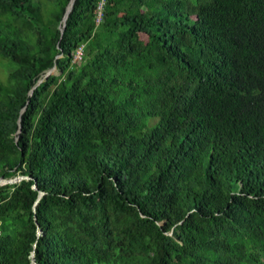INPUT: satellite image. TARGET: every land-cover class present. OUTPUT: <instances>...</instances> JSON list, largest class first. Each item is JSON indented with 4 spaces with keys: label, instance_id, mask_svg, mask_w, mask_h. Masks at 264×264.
I'll return each instance as SVG.
<instances>
[{
    "label": "trees",
    "instance_id": "trees-1",
    "mask_svg": "<svg viewBox=\"0 0 264 264\" xmlns=\"http://www.w3.org/2000/svg\"><path fill=\"white\" fill-rule=\"evenodd\" d=\"M69 2L0 0V264H264V0Z\"/></svg>",
    "mask_w": 264,
    "mask_h": 264
},
{
    "label": "water",
    "instance_id": "water-1",
    "mask_svg": "<svg viewBox=\"0 0 264 264\" xmlns=\"http://www.w3.org/2000/svg\"><path fill=\"white\" fill-rule=\"evenodd\" d=\"M75 2H76V0H70L69 5L67 6V10H66L65 15H64L63 20H62V25H61V27H60V29H61V34L64 33V31H65V29H66V27H67V20H68V17H69L70 12H71L72 9H73V6H74ZM59 73H60V71L58 70V67H57V66H54L52 69H50V70L45 74V76H44L41 80H39V83H38V84H40L41 82H43V81H44L46 78H48L50 75H52V74H59ZM19 132H21V127H20ZM24 178H28V177H27V176H22V177H19V176H18V177H16V178H14V179H10V180H7V179H4V178H1V179H0V184H5V183H15V182L20 181V180H22V179H24ZM43 195H44V192H41V195H40L39 199H40ZM39 199H38V201H39ZM38 201H37V202H38ZM39 233H41V231H39ZM33 257H34V259H33V263H34V264H38L37 260L35 259V252H33Z\"/></svg>",
    "mask_w": 264,
    "mask_h": 264
},
{
    "label": "built area",
    "instance_id": "built-area-1",
    "mask_svg": "<svg viewBox=\"0 0 264 264\" xmlns=\"http://www.w3.org/2000/svg\"><path fill=\"white\" fill-rule=\"evenodd\" d=\"M104 3V2H103ZM103 3L101 4L100 8H99V14H98V17H97V22H101V19H102V10H103ZM84 53H85V45H80L76 51H75V54H74V57H73V62L74 63H78L80 61H82L84 59Z\"/></svg>",
    "mask_w": 264,
    "mask_h": 264
},
{
    "label": "rangeland",
    "instance_id": "rangeland-1",
    "mask_svg": "<svg viewBox=\"0 0 264 264\" xmlns=\"http://www.w3.org/2000/svg\"><path fill=\"white\" fill-rule=\"evenodd\" d=\"M52 7V6H51ZM7 60L0 57V82L7 83L8 73L12 70V66L7 65ZM19 177H22L20 175Z\"/></svg>",
    "mask_w": 264,
    "mask_h": 264
}]
</instances>
